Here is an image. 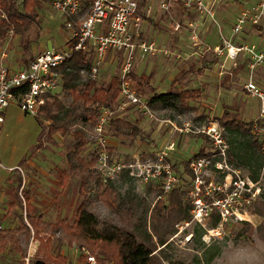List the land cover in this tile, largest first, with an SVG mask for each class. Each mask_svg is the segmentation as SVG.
Listing matches in <instances>:
<instances>
[{"label":"rangeland","instance_id":"obj_1","mask_svg":"<svg viewBox=\"0 0 264 264\" xmlns=\"http://www.w3.org/2000/svg\"><path fill=\"white\" fill-rule=\"evenodd\" d=\"M6 1L14 3L18 9H21L22 0ZM34 1L38 13L37 22L32 25L24 36H18L16 39L14 38L15 35L7 37L12 41L11 44H15L12 45L11 49L17 51V54L23 53L25 57L30 55L31 48L35 53H39L42 49L49 46L65 47L70 40L69 32L65 30L61 19L51 7L52 1ZM221 1L219 25L224 24L229 31L233 23L232 18H235L232 8H235L236 2H239V0ZM137 16L139 17L141 29V39L137 41H144L155 50L148 53L149 62H152L155 66L157 59H162L166 65L170 64V67H173L171 63L174 61L180 63L181 66L186 64L189 67V70L183 72L177 86L173 87V90L188 89L191 83L189 78L193 77V80L195 77L197 81L199 79L203 80L205 62H208V60L213 59V62H219V56L217 58L211 57L209 51L210 46L217 44L216 40L219 38V35L213 29V22H202L200 26H195L196 15H185L172 6L164 9L159 0H142ZM177 25L178 28L176 29ZM250 33L256 36V48H264V23L247 32L245 34L247 37L241 38L240 41L251 45L255 37L250 36ZM107 58L112 62L111 66H106L108 67L106 69L105 66L102 67L95 78L90 76V83L96 87L105 85L113 76L118 75L120 55L110 53ZM194 59H198L196 68H192L189 64ZM217 68L220 69L219 66ZM135 71L134 74L136 75ZM258 72L261 79H256V83L264 90V67L260 68ZM244 74L245 80L243 83L245 86L250 76L249 69ZM137 77L140 76L136 75ZM133 83L136 90L148 101L154 95L148 84L140 81V78H137ZM212 83L215 85V82ZM204 85L205 82L201 81V88L198 90L195 99L185 102L186 110L151 109L156 113V117L163 121L162 124L147 119L146 116L136 110H132L128 114L126 112L129 110L116 114L122 119H128L137 130V134L133 136L131 135L132 131H128L126 134L114 135L111 130H108L107 137L112 159L124 161L125 163L135 161L154 163L157 161L156 155L164 151L169 144L174 143L175 150L172 153H168L167 161L178 174L184 176L186 174L184 171L185 163L192 159L194 155L200 152L205 153L210 149L208 140L200 136L199 131L203 130L208 123L217 122L225 111L229 113L230 119H239V108L241 109V107L246 105H256L257 109L259 105L257 100L250 97L244 86H239L241 93L236 98H224L229 106L228 108L225 106L226 109L221 115V110L224 108L222 106L224 99L218 94L223 84L213 85L206 90ZM59 100L65 107L71 103V99L65 95H60ZM169 123L174 124L182 132L173 130ZM248 123H252V121ZM48 125L49 121L43 123L44 130L38 146L40 151L38 152L44 155L46 159L48 157V159L51 158L53 161L58 162V165L53 166L52 169L54 167L56 169L58 167L64 168L66 155L72 149V134L78 130L84 131L87 139V145L81 156L87 161L90 160L94 153L96 139L93 128H90L88 122L82 118H76L67 124L69 132L65 136L56 134L52 140L47 139L46 127ZM185 130H188L189 133H185ZM224 137L226 139L229 138L225 132ZM239 140H241L239 137L236 141L229 139L236 152L240 151L237 143ZM244 171L246 175H249L247 170ZM259 180L261 181V187H264V176H261ZM99 181L102 180L94 172L88 185V191L81 194L78 180L71 178V181L67 183L62 203L60 202L61 193L58 190L60 187H58V189H52L51 193H48L51 202L47 203L38 196L40 207L30 208L28 211L20 194L16 195L20 202L19 210L14 213L10 212L3 217L0 216V222L6 221L4 226L0 223V228L11 230L17 242L6 246L4 253L0 257V264H30L35 256H40L38 254L40 242L36 239L33 240L35 231L32 229L30 234L25 230L16 232V229L22 227V222L26 223L30 228L26 220L27 216H41L45 222L51 224L65 219L69 224H72L76 209L85 198L89 199L85 200L87 203L86 208L92 215L134 232L140 242H144V238L150 236V241L156 244L157 239L154 237L151 227V217L156 205V188L151 184L146 185L140 182L137 178L130 177L127 172H123L112 180H108L107 183L112 184L121 196L132 198L135 202L132 216H120L112 213L102 202L92 199L97 194ZM21 195L25 200L24 193ZM246 221L256 227L261 222V219L252 215L246 217ZM207 229H210V223L205 224L204 228L192 224L178 234L174 226L172 233L164 237V254L173 264H264V242L258 240L255 235L251 238H247L245 235L238 236L240 226L237 223L226 227L224 230L222 229L219 236L207 234L205 231ZM37 235L51 240L48 253L53 257L64 255L70 264H84L77 249L68 247L66 242H58L55 237L51 236L49 231L40 230ZM30 247L32 248L31 250ZM34 247L36 252L33 253ZM163 247H158L157 245L155 253Z\"/></svg>","mask_w":264,"mask_h":264},{"label":"built area","instance_id":"obj_2","mask_svg":"<svg viewBox=\"0 0 264 264\" xmlns=\"http://www.w3.org/2000/svg\"><path fill=\"white\" fill-rule=\"evenodd\" d=\"M142 0H53L51 7L70 34L72 47L49 46L21 68L6 65L7 55L0 54V125L3 113L12 104L25 115L37 117L40 108L50 96L60 93L62 76L57 69L71 57L81 52L90 61V76L95 78L104 66L110 53L120 55L118 78L119 94L113 108H99L97 124L93 128L96 143L94 155L95 173L106 183L115 176L127 172L130 177L156 188L155 202L165 201L174 190H183L189 205L190 220L175 225L178 234L194 224L204 228L216 222L215 227L205 230L211 236L232 224L246 221L252 216L259 200L261 181H253L242 169L234 168L228 160L229 144L223 129L217 122H210L199 131L206 137L210 149L202 156L189 161L188 173L178 174L167 161L168 153L175 150L171 143L157 154V161L125 163L113 160L109 151L107 131L110 122L128 109L142 113L147 119L162 124L156 117L149 101L136 90L131 73L138 52L140 57L155 51L145 42H137L141 35L137 12ZM162 8L175 6L196 14L199 19L216 21V8L220 0H159ZM244 10L231 27L232 36L242 33L246 25L253 27L264 23V0H240ZM2 17L4 15H1ZM178 27H176L177 29ZM9 35H13L10 31ZM69 40V41H70ZM225 57L235 59L239 53L249 58L250 76L244 86L250 97L258 101V114L252 121L251 134L258 140L259 151L264 154V90L255 81L254 71L264 66V48L254 46L235 47L231 39L222 38ZM214 52L221 54L218 47ZM173 130L182 132L172 123ZM188 127V126H187ZM189 133L188 130L184 131ZM80 255L84 264H95V258L83 249Z\"/></svg>","mask_w":264,"mask_h":264},{"label":"trees","instance_id":"obj_3","mask_svg":"<svg viewBox=\"0 0 264 264\" xmlns=\"http://www.w3.org/2000/svg\"><path fill=\"white\" fill-rule=\"evenodd\" d=\"M53 1V0H51ZM34 0H22L21 9L12 2L0 0V39L11 31L16 36H24L38 20V13ZM1 15H4L3 17ZM74 41L67 42L68 47L74 45ZM62 76V89L59 94L47 98L46 103L40 108L38 118L49 121L46 127L47 139L52 140L54 135L65 136L69 132L67 124L76 118H82L88 122L90 128H94L98 120L99 108H113L116 105L120 81L117 75L113 76L105 85L96 87L90 83V61L86 55L76 52L71 55L58 69ZM133 81L135 78L132 76ZM147 84V79L141 78ZM60 95L71 99V103L65 107L59 100ZM197 92L194 90H172L167 93L154 95L149 99L152 110H186L185 102L195 99ZM229 113L217 120L218 125L228 134L227 142L237 141L240 151L230 148L228 152L229 163L234 167L247 170L249 178L258 181L264 176V154L259 151L258 140L251 134L252 123L243 122L236 118H229ZM41 123V122H40ZM42 128L43 123H41ZM109 130L114 135L126 134L132 131L135 136L137 130L125 119L116 118L110 122ZM205 137L204 135L199 134ZM73 144L71 151L66 155L67 167L65 170H57L56 177L59 186L65 188L69 178H75L79 182V192L84 194L88 191L90 179L94 174L96 157L93 153L90 160H85L81 154L87 145L84 131H75L72 134ZM206 138V137H205ZM233 146V145H232ZM200 152L192 157L202 156ZM191 160V159H190ZM189 160V161H190ZM184 165V171L188 173V163ZM92 199L102 202L112 213L123 216H132L135 202L132 198L121 196L116 188L110 183L98 182V190ZM87 198L77 207L72 224L65 219L55 224L45 222L41 216H27L30 226L22 222V227L16 232L25 230L28 234L33 229V240L40 242L38 254L30 264H70L64 255L52 256L48 252L50 239L37 235L40 230H47L58 242H66L68 247L75 248L79 254L85 249L89 255L95 258V264H173L164 254V237L171 234L174 226L179 222L190 220L189 205L185 200L183 190H174L165 201L156 202L152 215V232L157 242L152 243L151 237L144 238V242L138 240L134 232L125 230L107 221L101 220L87 211ZM30 209L26 205V210ZM251 215L261 219L258 226L253 227L249 222L237 223L240 226L238 236L251 238L256 236L264 242V187L256 202ZM216 222L210 224L215 227ZM200 237V236H199ZM17 241L9 229L0 228V257L8 244ZM163 247L156 253V246ZM82 260L84 258L80 255Z\"/></svg>","mask_w":264,"mask_h":264},{"label":"crops","instance_id":"obj_4","mask_svg":"<svg viewBox=\"0 0 264 264\" xmlns=\"http://www.w3.org/2000/svg\"><path fill=\"white\" fill-rule=\"evenodd\" d=\"M221 2L222 1L220 0L216 8V21L218 22L217 24L213 23V29L217 33V35H219V38L218 40H216L217 44H212L209 48L210 56H214V58H217L219 56V62H213V59L205 62L203 80L199 79L197 81L195 77L193 80V77L189 78V81H191L190 86L188 89L184 90H194L195 92H198V90L201 88V81L205 82L204 87L206 90L208 87H212L214 85L212 82H215L214 86L223 84V87L221 88V91L218 95H220V97L223 99H230L236 98L238 94L241 93V88H239V86H244L243 82L245 79L243 75H245L244 73H246L248 70L249 58L244 53H239L233 60L226 58L225 50L222 44V38L231 39L235 47L243 45L256 47V36H253V33H250L249 35L255 37L253 40L254 44L253 42H251V45H247V42L245 43L240 41L241 38L247 37L245 35L247 32L255 29L256 27L246 25L240 35L235 37L232 36V34L230 33L231 29L228 31L224 24H222L221 26L219 25V10ZM236 3L237 4L235 5V8H232V10L234 11L233 14L235 16V18H232L234 20H232V25L235 23V20L240 15V13L244 10V5L240 0ZM173 8L178 9L180 13H183L185 15L194 14L192 12H186L179 7L173 6ZM227 10L229 11V9ZM202 22L211 21L209 19H199L197 17L194 24L195 26H200ZM176 27H178V25ZM8 36L9 34L0 39V54L5 53L8 57L6 65L12 68H21L24 65L28 64L35 57V55L38 54L35 53V51L31 48L30 55L25 57L23 53H19L22 54L19 56V54H17V51L11 49L12 45L15 44H11L12 41L7 38ZM14 38L16 39L18 38V36L15 35ZM139 39H141V35ZM217 47L222 50L221 54H217L214 52V49ZM44 49H42L41 51H43ZM163 53H165V51H163ZM111 64L112 62L107 58L104 64L105 69L108 68L106 66H111ZM171 64H173V67H170V64L166 65V63H164L162 59H157L154 66L152 62L148 61V54H146L145 57L141 58L139 53L137 52L133 63L131 78L132 76L135 78V80L137 78H140V81H142L141 78L147 79V84L151 88L152 94L154 95L170 92L173 90V87L177 86L178 81L180 80L179 78L182 76L183 72L189 70V67H187L186 64H184L185 66H181L180 63H177L175 61ZM189 64L192 68H196V65H198V59H194L192 63ZM218 66L220 69L217 68ZM262 67L264 66L255 69V81L256 79H261L258 71ZM134 71L136 75L140 77L136 78ZM222 106H224V108H222L221 110V115H223L225 109L229 106L227 105L225 99L222 101ZM128 110L129 111H127L126 114L132 111V109ZM238 112H240L239 120L243 122H250L256 119L258 114V106L256 109V105H246L241 107V109L239 108ZM125 120L128 121V119ZM40 122L45 123L46 121H42L40 118H38V116L34 117L25 115L14 104L10 105L3 113V123L0 125L1 217L6 216V214H9L10 212L14 213L19 210L20 202L17 197L18 194H20V197L25 206L27 205L30 208L35 209L37 207H40L38 196L41 197V199L45 202L49 203L51 202V199L48 196V193H51L52 189L56 190L58 189V187H60L59 180L57 179L55 174L57 170H65L67 164L65 162L64 168L58 167V169H56V167H54L52 169L53 166L58 165V162L53 161L51 158L48 159V157L46 159L44 155L38 152L40 151L38 146L40 145V140L42 139L43 135V128ZM230 148H233L232 144L229 146V149ZM69 181H71V178H69ZM65 189L66 187H60L58 189L61 193V203L64 200L63 195L65 193ZM22 193H24L26 201L22 197ZM0 223L4 226L6 221H1ZM31 249L32 248L30 247V250ZM32 252H36L35 247Z\"/></svg>","mask_w":264,"mask_h":264}]
</instances>
